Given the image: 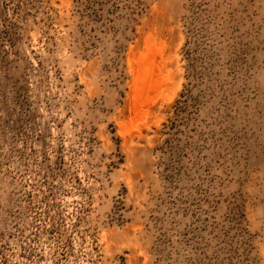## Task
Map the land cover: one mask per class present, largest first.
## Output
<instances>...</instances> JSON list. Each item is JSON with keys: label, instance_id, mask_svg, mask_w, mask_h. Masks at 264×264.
<instances>
[{"label": "rangeland", "instance_id": "374dc122", "mask_svg": "<svg viewBox=\"0 0 264 264\" xmlns=\"http://www.w3.org/2000/svg\"><path fill=\"white\" fill-rule=\"evenodd\" d=\"M0 264H264V0H0Z\"/></svg>", "mask_w": 264, "mask_h": 264}]
</instances>
